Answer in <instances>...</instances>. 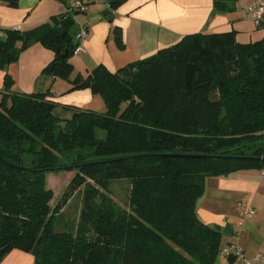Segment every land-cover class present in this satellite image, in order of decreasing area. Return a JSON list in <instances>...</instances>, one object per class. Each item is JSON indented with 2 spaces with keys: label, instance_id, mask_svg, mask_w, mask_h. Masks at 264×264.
Instances as JSON below:
<instances>
[{
  "label": "trees",
  "instance_id": "trees-1",
  "mask_svg": "<svg viewBox=\"0 0 264 264\" xmlns=\"http://www.w3.org/2000/svg\"><path fill=\"white\" fill-rule=\"evenodd\" d=\"M58 1L67 7L59 17L28 31L0 29L1 71L40 43L55 55L51 76L70 81L76 12L71 0ZM124 1L109 0L107 14ZM240 1L213 0V14L233 13ZM114 34L121 45L118 28ZM71 84L99 95L106 112L64 107L72 115L62 118L50 90L12 94L5 75L0 263L19 250L35 264H217L223 233L199 220L197 204L208 178L264 170V39L191 34L115 73L99 65ZM52 174L65 177L50 184ZM121 180L130 181L128 208L110 196ZM82 186L79 218L64 222L67 195Z\"/></svg>",
  "mask_w": 264,
  "mask_h": 264
},
{
  "label": "crops",
  "instance_id": "crops-1",
  "mask_svg": "<svg viewBox=\"0 0 264 264\" xmlns=\"http://www.w3.org/2000/svg\"><path fill=\"white\" fill-rule=\"evenodd\" d=\"M108 1L87 0L88 11L74 15L73 33L84 27L89 34L83 44L84 51L70 59L74 68L70 81L51 76L49 68L55 55L36 43L23 51L18 61L5 71L0 70V101L4 78L8 75L13 82L12 94L50 90L49 98L60 106L56 114L62 118L72 115L64 107L105 113L106 105L99 95L90 89L73 91L71 80L78 75L86 77L99 65L115 73L177 45L191 34L235 32L241 44L264 39V24L256 26L248 14L255 0H241L235 12L223 15L213 14V0H126L112 14H107ZM66 12L67 7L58 0H20L16 8L0 0L1 27L7 30L28 31ZM114 28L121 33V45L115 39ZM248 207L255 210L254 217L241 218L240 209ZM197 215L205 225L221 229L223 249L238 243L248 258L264 253V170L208 178L205 193L197 204ZM0 264H35V258L13 250ZM217 264H227L223 253Z\"/></svg>",
  "mask_w": 264,
  "mask_h": 264
},
{
  "label": "built area",
  "instance_id": "built-area-1",
  "mask_svg": "<svg viewBox=\"0 0 264 264\" xmlns=\"http://www.w3.org/2000/svg\"><path fill=\"white\" fill-rule=\"evenodd\" d=\"M71 10L76 13H86L88 11L87 0H71ZM248 14L256 26L264 24V0H255L248 9ZM0 29L1 22H0ZM89 31L87 28H80L75 35L77 47L74 50V56H78L84 51V42L87 39ZM255 210L252 207L240 209L239 215L243 219L253 218ZM243 223L240 222L241 226ZM225 258L229 259L228 264H264V253H258L253 258H248L238 243H232L222 250Z\"/></svg>",
  "mask_w": 264,
  "mask_h": 264
},
{
  "label": "rangeland",
  "instance_id": "rangeland-1",
  "mask_svg": "<svg viewBox=\"0 0 264 264\" xmlns=\"http://www.w3.org/2000/svg\"><path fill=\"white\" fill-rule=\"evenodd\" d=\"M65 177V175L60 174V175H50L48 178V183L52 184V182L55 180L57 177ZM55 183V182H54ZM57 185V183H55ZM61 185H57L54 187L55 189H58V191L61 189ZM66 187L62 189L61 191V196L63 192L65 191ZM130 181L129 180H121V181H114L110 185V196L111 198L121 207L123 208H128V202H129V194H130ZM82 191H84V186H82L79 190H76L73 195H67L68 203L67 205L62 209L61 216H63L61 219L64 222H71L72 224H75L79 218V215L82 211L83 208V203H82ZM60 194V192H59ZM61 198V197H60ZM59 198V199H60ZM64 226L63 223H58L57 224V230L63 231L62 229Z\"/></svg>",
  "mask_w": 264,
  "mask_h": 264
},
{
  "label": "water",
  "instance_id": "water-1",
  "mask_svg": "<svg viewBox=\"0 0 264 264\" xmlns=\"http://www.w3.org/2000/svg\"><path fill=\"white\" fill-rule=\"evenodd\" d=\"M108 19L111 20V16H110V15L108 16ZM5 39H6L5 36H2V35L0 36V40H1V41H5ZM52 68H53V67L51 66V67L49 68V70H52Z\"/></svg>",
  "mask_w": 264,
  "mask_h": 264
}]
</instances>
